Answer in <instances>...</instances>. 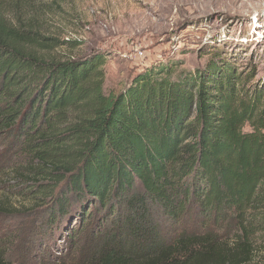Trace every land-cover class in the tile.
<instances>
[{"label": "trees", "instance_id": "1", "mask_svg": "<svg viewBox=\"0 0 264 264\" xmlns=\"http://www.w3.org/2000/svg\"><path fill=\"white\" fill-rule=\"evenodd\" d=\"M34 2L0 0V137L22 161L13 183L35 204L50 199L52 223L78 206L81 229L92 209L116 224L64 264H249L264 249V92L251 75L216 56L175 77L147 68L106 94L99 53L49 56L64 43L27 17Z\"/></svg>", "mask_w": 264, "mask_h": 264}, {"label": "rangeland", "instance_id": "2", "mask_svg": "<svg viewBox=\"0 0 264 264\" xmlns=\"http://www.w3.org/2000/svg\"><path fill=\"white\" fill-rule=\"evenodd\" d=\"M34 3L27 17H37L45 36L64 43L50 52L51 58L103 56L98 68L104 75L106 94L120 93L147 68L170 66L175 77L204 69L216 56L217 62L235 64L236 74H250L251 84L264 92V0ZM244 130L248 132L249 127ZM8 143L0 137V256L6 263L64 264L101 248L110 238L106 232L116 224L110 219L104 223V215L92 209L89 224L81 229L87 221L80 220L78 206L52 223L50 199L35 204L26 186L13 183L12 170L22 161ZM249 264H264V249Z\"/></svg>", "mask_w": 264, "mask_h": 264}]
</instances>
